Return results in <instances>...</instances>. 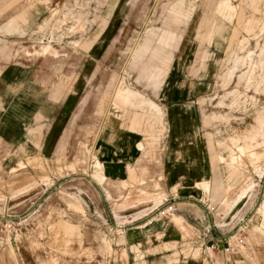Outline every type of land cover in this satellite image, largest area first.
Listing matches in <instances>:
<instances>
[{"label":"crops","instance_id":"0c3cea01","mask_svg":"<svg viewBox=\"0 0 264 264\" xmlns=\"http://www.w3.org/2000/svg\"><path fill=\"white\" fill-rule=\"evenodd\" d=\"M115 1L108 0L107 14L114 9ZM136 1L129 0V3L135 6ZM195 1L165 0L161 26H148L133 50L135 58L149 51V60L155 62L142 67L138 77L154 79L155 88L161 83L156 88L160 101L154 102L166 111L167 121L164 123L167 129L162 135L163 112L142 94L130 91L126 86L115 85L112 78H98V70H92L93 61H96L94 56L80 70L78 54L71 53L70 60L66 59L64 64L55 59L64 53L55 48L38 46L31 53L48 55L32 57L23 52L0 64V174L5 169L11 172L27 165H38L43 159L54 160L61 166V171L48 174L51 181L49 186L53 182L54 185H62L64 176H69L72 185L78 187L81 183L85 187L88 193L86 201H92L94 197L90 198L89 186L94 187L93 165L101 171L97 177L102 182L97 184L101 185L104 200L114 201L115 204L120 203L123 194L131 187L126 183L128 164L134 169L129 183L153 181L161 187L160 196L156 193L158 189L155 185L154 196L140 200L142 203L150 201L151 206L133 212L126 225L115 227L113 233L107 231L118 239V243L113 244L116 253L125 254L120 264H249L246 255L250 258L254 256L259 264H264V237L251 235L255 212L249 209L251 205H258L259 211L264 212V169H260V177L252 172L251 183L238 189L230 199L222 198L220 202L224 209L239 204V210L243 209L240 221L232 224L221 221L223 215L215 217L211 212L212 206H206L200 199L209 191L202 156L203 145L197 138L195 120L187 115L185 105L176 103L180 94H184V89H190V86L186 77L176 75L171 69L172 49L180 37L173 24L192 17L193 25L197 28L205 27L208 22L205 9L212 8L214 0H200L198 7ZM40 15L37 8L30 9L16 2L13 8L0 12V40L8 41L15 35L8 33V30L28 29ZM109 23V18H103L86 43L98 39ZM202 37L203 34L199 32L197 39ZM152 42L156 45L151 46ZM252 53V50H248L244 57L237 59L236 64L248 66L247 72L241 74L238 80L244 79L247 84L252 82L254 89L260 88L264 93V44L254 59ZM3 61L0 58V63ZM256 69L260 73H256ZM232 74L230 71L228 77L231 78ZM93 89H116L119 101L110 104L112 92L106 102L100 96L97 101H92L95 98L92 96ZM227 94L233 96L236 90L232 89ZM232 103L237 101L232 100ZM138 108L142 112H137ZM91 110H94L92 119L87 117ZM216 119H220V116L212 113L207 122ZM170 125L175 126L171 135ZM251 129L232 127L230 130L228 140L240 153L252 142L257 144V137L264 141L263 120L257 118L253 127L255 131ZM214 146L220 147L222 143L213 142V151ZM223 148L229 151L228 157L215 153L214 159L225 161L222 186L223 190H228L238 181L241 172L231 163L238 156H234L228 145L224 144ZM248 157L255 164L260 152L250 151ZM64 165L69 168H64ZM197 183L204 187L196 188ZM162 198H168L174 206V211L166 219L158 216L153 209ZM29 201L24 197L16 207L27 210L31 205ZM38 205L41 209L43 203L39 202ZM123 206V203L120 204L118 209ZM152 212L155 214L152 215ZM27 222L22 236L38 241L40 235L30 226L32 221ZM235 226L236 231L240 226L247 229L246 240L236 253L228 254L223 248ZM73 237L77 243L75 233ZM172 242L178 247L176 252L163 248ZM209 245L213 247L209 248ZM47 252L46 246L41 244L33 249L24 244H12L8 249H0V264H38L35 255ZM136 252L140 254L137 259Z\"/></svg>","mask_w":264,"mask_h":264},{"label":"rangeland","instance_id":"374dc122","mask_svg":"<svg viewBox=\"0 0 264 264\" xmlns=\"http://www.w3.org/2000/svg\"><path fill=\"white\" fill-rule=\"evenodd\" d=\"M16 2L23 3L30 9L37 8L41 15L28 29L7 31L15 35L8 41L0 40V58L5 60L0 64L23 52L29 53L32 57L48 55L31 53L32 49L38 46L55 48L61 54L64 53L63 56L55 58L64 64L66 59L70 60L71 53L78 54L80 70L87 65L90 57L94 56L93 59L96 61H93L92 70H98L96 75L98 78H112L115 85L126 86L130 91L142 94L163 112L161 118L163 129L161 128L160 135L164 133L167 129L164 123L167 121L166 111L155 103L161 98L156 89L161 83L155 88L154 79L138 77L142 67L155 62L149 60V51L135 58L133 50L148 26H161L164 17L162 6L165 0H137L135 6H131L129 0H116L114 9L109 14L108 0H0V12L13 8ZM195 3L198 7L200 0H196ZM221 9L223 13H218ZM205 11L208 16L205 27H195L193 17L173 24L180 37L172 49L171 69H174L176 75L186 77L185 80L190 86V89H184V94H180L176 103L180 106L185 105L187 115L195 120L197 138L203 145L202 156L209 191L200 199L206 206H212L211 212L215 217L223 215L221 221H229V224H232L240 221L243 209L239 210V204L224 209L220 204L222 198L230 199L238 189L247 186L248 182L251 183L252 172L256 177H260L262 175L260 169L262 171L264 169V141H261L260 137L256 138L257 144L252 142L251 146L241 153L228 140L232 127L237 129L248 127L254 132L253 127L257 118L264 121V93L260 88L254 89L252 82L247 84L244 79L238 80L241 74L247 72L248 66L236 64L237 59L244 57L248 50H252L254 59L260 46L264 44V0H214L212 8L207 7ZM106 17L110 21L108 27L98 39L87 44L89 36ZM199 32L203 34L200 40L197 39ZM153 45L156 43L152 42L151 46ZM230 71L233 72L231 78L228 77ZM255 72L260 73L259 69ZM232 89L236 90L233 96L227 94ZM92 92V96H95L92 101H97L100 96L103 102H106L110 99L111 92L110 104L119 101L116 89L112 91L93 89ZM232 100L237 103H232ZM102 105L104 106V103ZM137 112H142V109L138 108ZM88 113L87 117L92 119L94 110ZM212 113L219 115L220 119L207 122L208 116ZM174 127L169 126L170 135ZM101 130L96 132L95 138ZM215 141L221 142L222 146H214L213 151L212 143ZM224 144L233 150L234 156H238L231 163L241 172L238 181L228 190H223L222 186L225 161L218 162L214 159L215 153L228 157L229 151L223 148ZM250 151L260 152V158L255 164L248 157ZM91 152L92 148L89 151V158ZM42 161L38 165H27L11 172L6 169L1 171L0 214L5 212L19 215L24 218V222L14 243L6 242L0 249H8L12 244L17 246L24 244L30 249L37 244L45 245L49 252L35 255L38 264H120L125 254L116 253L113 244H117L118 239L113 234L109 235L107 231L113 233L115 227L126 225L128 217L133 215V212L151 206L150 201L142 203L140 200L154 196L155 185L158 189L156 193L160 196L162 189L158 183L153 181L142 184H138L137 181L129 183L134 169L128 164L126 183L131 187L123 194L120 203L115 204L114 201L104 200L101 185L97 184L102 182L97 177L101 171L92 165L95 180L94 187L89 186V193L92 194L89 197L94 199L86 201L88 193L85 187L81 183L78 187L72 185L69 176H64L62 185H54L53 182L49 186L51 181L48 174L60 172L61 166L54 160ZM66 167L69 168L64 165V168ZM45 187L46 190L43 189ZM203 187L196 184V188ZM24 197L30 200L31 205L27 210L18 209L16 205ZM39 202L43 203L41 209ZM122 203L124 206L118 209ZM259 208L258 205L249 207L252 213L255 212L253 230L250 233L264 237V212L262 214ZM72 219L76 221L72 222ZM27 221H32L30 226L36 230L37 235H40L38 241L27 240L22 236L25 223H29ZM236 226L232 233L236 232ZM185 230L190 235L186 226ZM246 232V228L241 231L245 237ZM74 233L78 237L77 243L74 242ZM86 235H89V238H86ZM163 248H169L173 252L178 250L174 242L166 244ZM135 255L136 259L140 256L138 252ZM246 256L249 264H259L254 256L251 258Z\"/></svg>","mask_w":264,"mask_h":264},{"label":"built area","instance_id":"2783aa9c","mask_svg":"<svg viewBox=\"0 0 264 264\" xmlns=\"http://www.w3.org/2000/svg\"><path fill=\"white\" fill-rule=\"evenodd\" d=\"M153 209L158 216L166 219L174 211V206L168 198H162ZM23 222L24 218L19 215L7 214L5 212L0 214V246H3L6 242L14 243V239L18 236ZM243 228L244 226H240L235 233L227 237L223 248L224 252L234 254L239 247L244 245L246 237L242 234L243 232L241 233ZM208 247L212 248L213 245H209Z\"/></svg>","mask_w":264,"mask_h":264}]
</instances>
